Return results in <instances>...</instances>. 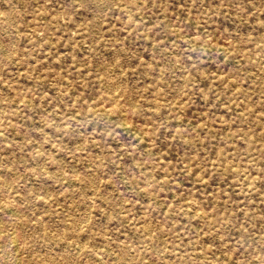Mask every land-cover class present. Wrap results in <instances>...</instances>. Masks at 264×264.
Returning <instances> with one entry per match:
<instances>
[{
  "label": "rangeland",
  "instance_id": "1",
  "mask_svg": "<svg viewBox=\"0 0 264 264\" xmlns=\"http://www.w3.org/2000/svg\"><path fill=\"white\" fill-rule=\"evenodd\" d=\"M0 264H264V0H0Z\"/></svg>",
  "mask_w": 264,
  "mask_h": 264
},
{
  "label": "bare ground",
  "instance_id": "2",
  "mask_svg": "<svg viewBox=\"0 0 264 264\" xmlns=\"http://www.w3.org/2000/svg\"><path fill=\"white\" fill-rule=\"evenodd\" d=\"M77 247H79V245H78ZM79 250H80V249H79Z\"/></svg>",
  "mask_w": 264,
  "mask_h": 264
}]
</instances>
